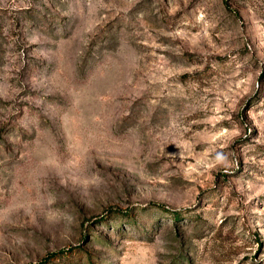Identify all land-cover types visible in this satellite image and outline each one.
Here are the masks:
<instances>
[{
	"label": "rangeland",
	"instance_id": "1",
	"mask_svg": "<svg viewBox=\"0 0 264 264\" xmlns=\"http://www.w3.org/2000/svg\"><path fill=\"white\" fill-rule=\"evenodd\" d=\"M264 264V0H0V264Z\"/></svg>",
	"mask_w": 264,
	"mask_h": 264
},
{
	"label": "trees",
	"instance_id": "2",
	"mask_svg": "<svg viewBox=\"0 0 264 264\" xmlns=\"http://www.w3.org/2000/svg\"><path fill=\"white\" fill-rule=\"evenodd\" d=\"M34 264H42V263H34Z\"/></svg>",
	"mask_w": 264,
	"mask_h": 264
}]
</instances>
